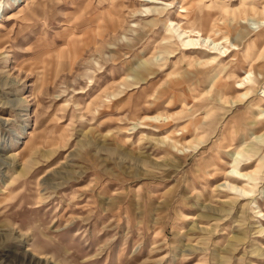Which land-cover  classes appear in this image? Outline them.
<instances>
[{"label": "rangeland", "instance_id": "obj_1", "mask_svg": "<svg viewBox=\"0 0 264 264\" xmlns=\"http://www.w3.org/2000/svg\"><path fill=\"white\" fill-rule=\"evenodd\" d=\"M162 1L0 0V264H264V0Z\"/></svg>", "mask_w": 264, "mask_h": 264}, {"label": "bare ground", "instance_id": "obj_2", "mask_svg": "<svg viewBox=\"0 0 264 264\" xmlns=\"http://www.w3.org/2000/svg\"><path fill=\"white\" fill-rule=\"evenodd\" d=\"M146 1L147 2H151V3H162L163 2L162 0H146ZM191 40L198 42L200 40L209 41L211 39L210 38H205V37L203 38L202 37L201 39H194L193 38ZM211 43L218 45V43H215V40H211ZM259 137H261V136H259ZM241 160H243V157H242V154L239 153L238 156L236 157V162H235V167H234L235 168V172L234 171H230V172H227V174H226L228 178L233 179V180H235L238 183H243V181H249V180L253 179L252 173L242 172L239 169L238 165L241 164ZM224 184H226V182L221 183V185H224ZM240 188H241L242 192H244V193L246 192V189L244 187H240ZM31 256H32L31 259H33L34 257H36V256H33L32 254H31Z\"/></svg>", "mask_w": 264, "mask_h": 264}]
</instances>
